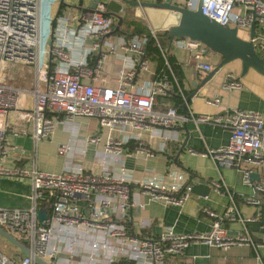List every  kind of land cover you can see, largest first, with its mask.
Masks as SVG:
<instances>
[{
    "label": "built area",
    "instance_id": "built-area-1",
    "mask_svg": "<svg viewBox=\"0 0 264 264\" xmlns=\"http://www.w3.org/2000/svg\"><path fill=\"white\" fill-rule=\"evenodd\" d=\"M89 1L81 0V6ZM109 1L119 4L115 14L121 17L125 4L120 0H98L94 8L86 12L67 3L57 11L56 5L48 18V41L43 51L45 69L40 72L41 0H0V70L10 61L34 64L35 68L32 86L22 90L30 95L31 107L20 113L23 119L30 120L34 144L47 139L57 123L64 125L70 137L74 136L76 117L94 118L98 126L97 132L85 137L81 152L86 144L101 142V149L95 155L100 166L98 172H90L80 163L63 166L56 172L35 166L8 169L0 165V175L28 178L31 189L29 206L0 208V227L17 241L24 242L29 254L21 253L11 244L12 256L0 252V264H38L34 256L47 264H179L176 258L189 243H203L223 250L231 246H250L254 250L264 247V234L253 240L246 229V223L256 220L259 212L254 217L241 216L230 195L222 214L205 207L200 209L210 218L206 232L178 233L171 226H162L155 236H141L128 230L131 207L141 209L149 202L181 206L191 195L192 184L166 188L140 182L135 184L134 190L145 200L135 199L130 184L111 170L110 164L117 162L125 148L120 139L111 135L112 130L167 131L186 120L195 125L226 128L229 135L224 145L205 147L198 153L215 165L233 168L240 182L251 189L252 194L245 201L259 210L264 198V182L251 181L249 175L264 164V114L236 107L188 116L178 114L172 106L155 109L154 98L166 96L175 86L165 76L153 78L134 91L128 90L126 87L136 72L147 69L149 60L144 57L147 37L134 34L126 38L112 33L117 18L105 14ZM167 1L188 9H195L197 3V0ZM200 11L214 22L234 27L237 34L245 36L238 34L241 38L250 40L254 51L264 59V0H200ZM252 21L254 35L249 38ZM151 36L165 60V52L154 33ZM169 46L185 51L195 68L211 69L204 60L213 53L201 41L173 38ZM117 49L127 54L118 73V84L109 87L87 81L100 76L102 59ZM239 85L231 73L225 74L224 88ZM19 92L20 89L0 79V160L5 154L4 117L16 108ZM205 102L216 105L219 100L213 97ZM103 130L106 135L101 141ZM163 139L169 140L166 135ZM164 146L161 143L150 148L134 137L127 153L151 158L156 152H162ZM71 148L69 141L59 144L56 154L66 157ZM208 184L216 192L228 193L221 179ZM258 193L263 197H258ZM38 210L45 214L41 220L37 219ZM223 219L238 221L240 229L229 234L222 226ZM147 225H137L136 231Z\"/></svg>",
    "mask_w": 264,
    "mask_h": 264
},
{
    "label": "crops",
    "instance_id": "crops-1",
    "mask_svg": "<svg viewBox=\"0 0 264 264\" xmlns=\"http://www.w3.org/2000/svg\"><path fill=\"white\" fill-rule=\"evenodd\" d=\"M58 1L55 0L49 16L55 11ZM69 1L72 2V0H64L65 3L71 4ZM124 7L126 18L139 21L148 28L150 34L166 31L169 26L176 23L178 18L176 12L164 8L127 4ZM238 34L243 36L242 33ZM125 35L130 36L129 34ZM161 40V43L156 40L158 45L165 54L167 53L172 57L179 68L178 78L172 75L170 81L176 86H174V93H178L180 102L173 104L170 100L173 93L172 89V93L154 98L156 109L162 110L167 106H172L178 114L183 116L213 114L229 107L254 110L264 114V76L252 68H248L241 75V64L238 59L225 63L215 71L206 87L199 89L196 95L186 101L183 110L181 105L193 89L194 79L196 77L202 78L205 71L195 68L192 59L188 58L185 51L172 46L167 47V36ZM126 59L127 54L118 49L105 55L101 63L100 76L87 81H91L95 85L115 87L118 84L119 70ZM218 60L219 57L216 54H210L204 61L208 62L212 69ZM226 73H231L240 85L231 89L224 88L222 82ZM154 74V63L149 61L147 69L137 71L134 79L126 88L134 91L147 81L152 80ZM21 91L20 89L16 108L10 110L4 117L3 145L5 154L0 160V165L8 169L35 166L40 170L56 172L64 168L63 166L80 163L86 170L98 172L100 166L95 155L101 149V142L86 144L83 152H81L85 137L98 131L96 120L89 117H76L74 119L76 132L72 137L62 123H57L47 139L39 140L34 144L30 135V120L20 116L21 112L31 107V97L28 94L22 95ZM213 97H217L219 100L216 105L205 102L207 98ZM58 118L63 119L62 116ZM100 133L102 141L105 138L106 130ZM111 135L120 139L125 146L123 155L117 162L110 164L111 170L130 184L133 197L137 200H145L144 196H138L134 190L135 184L140 182H149L155 186L166 188H179L186 183L208 184L211 180L221 179L228 190V193L216 192L209 187V192L205 196L191 193L181 206H163L156 202H149L141 209L131 207L130 220L127 223L128 230L140 233L141 236H155L162 226H171L178 233L206 232L210 227V218L200 209L205 207L222 214L229 204L230 195L241 216L254 217L257 215V211L259 212L256 220L246 223V229L253 240L264 234L263 205L257 210L255 205L245 201L252 194L250 187L239 181V175L233 168L215 165L209 158L198 153L205 147L214 148L224 145L229 135L226 128L209 124L195 125L192 121L186 120L181 121L179 126L167 131L158 129L153 132L112 130ZM163 135H166L169 140L163 139ZM134 137L143 140L150 148H155L163 143L165 149L162 152H156L151 158L141 154L127 153ZM184 140L183 149L177 156L179 166H176L168 156H173ZM68 141L72 143V148L67 156H58L56 148L59 144ZM188 149H192L194 152H189ZM263 170V167L255 169L260 182L262 179L264 182ZM30 192L28 178L0 175V208H25L29 206ZM257 196L263 197L259 193ZM262 204H264V198ZM141 223L143 225L148 223V225L136 231L137 225ZM222 226L229 234H235L240 229L239 222L235 220L223 219ZM176 259L179 264H264V247H258L254 250L250 246H231L223 250L203 243H189L183 249L182 255Z\"/></svg>",
    "mask_w": 264,
    "mask_h": 264
},
{
    "label": "water",
    "instance_id": "water-1",
    "mask_svg": "<svg viewBox=\"0 0 264 264\" xmlns=\"http://www.w3.org/2000/svg\"><path fill=\"white\" fill-rule=\"evenodd\" d=\"M98 0H90L87 5L84 7L81 6V0L75 4V7H79L82 12L91 11L95 3ZM124 4L134 5L140 7H156V8H164L171 11H174L178 14V18L175 24L169 26L167 28V47H169L170 42L173 38H182L188 37L190 39L201 41L208 50L216 54L219 57V60L213 66L212 69L205 71V75L202 78L196 77L194 82L192 83L193 89L189 92V94L185 97V102L181 105L183 110L186 101L196 95L199 89L206 87L209 83L210 78L221 68L225 63L238 59L241 64L240 73L241 75L245 73L248 68H252L256 72L262 74L264 76V59L259 56L253 49L252 43L250 40H246L241 38L234 27H228L225 25H221L217 22H214L211 18L203 15L200 11V0H197L195 9H188L185 7H181L175 4H171L169 1H136V0H120ZM65 4L63 0L58 1V8ZM119 4L115 1H109L106 4V8L108 9L105 14L107 15H115L117 20L112 33L116 32L119 28L122 18L117 16L115 12H117ZM254 22L252 21L249 27V38L254 35ZM128 35H125L127 38ZM183 129L185 127L183 126ZM185 144V140L181 142L178 147L177 152L173 156H168L171 159L172 163L176 166H179L177 162V156L180 151L183 149ZM249 179L258 181L259 176L257 173H251L249 175ZM209 192V186L207 183H194L191 186V193L198 194L200 196H205ZM264 208V205L262 206ZM45 217L43 210L37 211V219L41 220ZM0 237L8 241L10 244L18 247L21 253L29 254L28 249L24 246V242H19L15 238H13L10 234L4 231L0 227ZM33 259L38 264H47L38 256H34Z\"/></svg>",
    "mask_w": 264,
    "mask_h": 264
},
{
    "label": "rangeland",
    "instance_id": "rangeland-1",
    "mask_svg": "<svg viewBox=\"0 0 264 264\" xmlns=\"http://www.w3.org/2000/svg\"><path fill=\"white\" fill-rule=\"evenodd\" d=\"M79 0L69 1L71 4H77ZM55 0H41V12H40V33H39V64L38 68L44 71L43 64V51L48 41L49 33V13L53 8ZM159 33V32H157ZM116 34V33H115ZM114 34V35H115ZM116 36V35H115ZM245 38V36H243ZM35 78L34 64H27L24 62L10 61L4 64L0 70V79L3 83L9 84L21 90H29L32 86V82ZM21 94H28L25 91H21ZM264 169V164L261 166ZM264 171V170H263ZM240 181V179H239ZM263 182V179H262ZM0 252L8 257L12 256V245L0 237Z\"/></svg>",
    "mask_w": 264,
    "mask_h": 264
},
{
    "label": "trees",
    "instance_id": "trees-1",
    "mask_svg": "<svg viewBox=\"0 0 264 264\" xmlns=\"http://www.w3.org/2000/svg\"><path fill=\"white\" fill-rule=\"evenodd\" d=\"M60 10V7L57 11ZM122 22L119 26V28L116 30V34H129V35H134V34H140V35H145L147 37V41L144 45V57L147 58L149 61H152L155 66V74L154 78H159L162 76H165L166 78L171 80V76L173 75L174 77L178 78L179 76V68L177 65L174 63L172 57L168 55L167 53L165 54V60L160 54V51L158 47L155 44V40L150 34V31L148 28L141 24L137 20L133 19H128L126 18V15H122ZM156 40L160 41L161 39L166 38L167 36V31L159 32V33H154ZM157 41V42H158ZM167 64V65H166ZM168 66V68H167ZM174 89L172 90V94L170 96V100L173 102V104H179L180 98L178 96V93H174ZM155 108V107H154ZM156 109V108H155ZM263 205V204H262Z\"/></svg>",
    "mask_w": 264,
    "mask_h": 264
}]
</instances>
